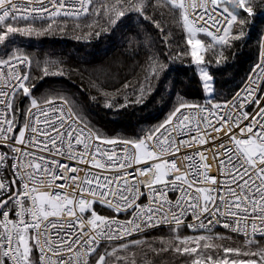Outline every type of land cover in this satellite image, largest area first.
Listing matches in <instances>:
<instances>
[{
    "label": "snow or ice",
    "instance_id": "obj_1",
    "mask_svg": "<svg viewBox=\"0 0 264 264\" xmlns=\"http://www.w3.org/2000/svg\"><path fill=\"white\" fill-rule=\"evenodd\" d=\"M168 2L182 10L183 26L191 36L206 33L224 48L245 35L243 30L232 33L236 17L220 7L217 0ZM100 7L102 12L93 11L91 15L107 16L110 26L129 12L145 14L143 0H108ZM90 8H97L93 0H73L72 4L67 0H0V44L11 34L44 35L57 17L88 15ZM244 11L250 16L252 7ZM40 20L47 21L46 29L33 27ZM187 44L195 64L205 65L202 41L188 39ZM219 55L223 58L222 52ZM30 63L27 55L17 51L0 58V82L6 81L0 87V145H8L14 153L11 157L0 155V166L12 161L11 177L0 180V264H38L32 255L34 248L42 264H88L86 257L90 254H96L95 264H125L124 258L116 255L117 249L97 253L98 238L122 239L159 223L179 228L188 215L195 221L187 225L189 228L210 231V225H221L245 236L243 245L224 246L223 258L215 259L214 252L202 253L204 259L194 255L199 242L211 237H176L178 243L172 250L193 256L191 264H264V243L255 239L257 235L264 238V52L245 86L231 101L210 103L207 108L181 102L164 123L135 140L93 134L67 102L37 104L31 98L34 77L28 75ZM163 71L162 63H150L145 83L133 88L135 99L125 95L124 102L115 107L143 103L152 90V81ZM202 74L211 91V75L206 71ZM42 75L64 72L44 68ZM127 86L126 82L124 87ZM21 94L30 97L31 108L26 119L17 120L13 98ZM105 106L114 107L110 102ZM17 145H31L35 151H22ZM204 145L211 147L201 150ZM182 150L185 151L180 155ZM57 156L116 171L114 175H103L79 169L55 159ZM165 156L174 159H162ZM142 163L147 166L132 167ZM213 164L218 165L217 171L223 177L219 181L209 175ZM81 171L83 177L79 175ZM142 177L148 179L141 180ZM141 184L148 189L149 199L143 206L137 203L144 195ZM169 192L177 193L174 202ZM26 200L31 201V207H24ZM94 203L107 204L118 213L133 209V218L126 222L107 220L97 215ZM14 208L16 220H11L9 213ZM86 213H90L89 219H85ZM26 214L30 215L28 221ZM190 243L196 246L189 247ZM131 244L139 245L140 241ZM128 248L129 243L120 245L121 250ZM204 248L211 249L212 244L206 242ZM152 251L159 254L169 248L162 246Z\"/></svg>",
    "mask_w": 264,
    "mask_h": 264
},
{
    "label": "trees",
    "instance_id": "obj_2",
    "mask_svg": "<svg viewBox=\"0 0 264 264\" xmlns=\"http://www.w3.org/2000/svg\"><path fill=\"white\" fill-rule=\"evenodd\" d=\"M93 2L97 8H90L88 15L57 17L44 35L11 34L0 44V58L14 51L29 57V76L34 77L31 79L33 97L42 98L41 102L65 97L75 115L96 135L132 140L140 139L164 123L181 102L205 104L208 101L187 44L189 37L180 10L171 7L168 0H143L144 15L129 12L110 26L107 16L91 15L93 11L102 12L100 5L108 0ZM226 7L236 17L232 33L243 30L245 35L231 41V47L224 48L212 43L209 37H203L208 46L205 65L213 81L216 102L229 100L244 83L259 60L264 36V3L261 0H243L240 6L227 1ZM247 7H252L250 16L244 11ZM33 27L44 30L47 21H37ZM97 31L100 32L98 36ZM221 52L223 58L219 55ZM150 63H162L164 71L152 81V90L143 103L115 107L124 102L125 95L130 100L135 99L133 88L145 83ZM44 68L49 72L62 70L64 75L43 76ZM126 82L128 86L124 87ZM26 101L23 94L19 99L14 97L17 120L25 117ZM105 102L113 103L114 107H106ZM208 233L182 228L154 230L130 240L140 241V244L130 243L128 249H118L116 255L123 257L125 264H191L193 256L172 250L178 243L176 237H211L208 241H200L198 252L194 254L202 259L205 258L202 253L211 252L215 253L214 259L223 258L224 246L240 247L245 241L218 231ZM255 239L264 243V238ZM206 242L212 244L211 249L204 248ZM162 246L169 251L159 254L152 251ZM188 246L196 245L190 243ZM94 255L90 264L94 262Z\"/></svg>",
    "mask_w": 264,
    "mask_h": 264
},
{
    "label": "built area",
    "instance_id": "obj_3",
    "mask_svg": "<svg viewBox=\"0 0 264 264\" xmlns=\"http://www.w3.org/2000/svg\"><path fill=\"white\" fill-rule=\"evenodd\" d=\"M227 1H230V0H217V3H218V5L220 7L226 9V2ZM199 2L200 3H204V0H199ZM67 3L68 4H72L73 3V0H67ZM180 11H181V14L183 16L182 10H180ZM61 16H63V15H61ZM81 16H84V15H81ZM81 16H79V17H81ZM262 52H264V36H263L262 42H261L259 58H260ZM255 66H254V68H255ZM254 68L251 71V73L249 74V76L246 78V80L244 81V83L240 86V88L227 101H231L232 98L245 86V84L247 83L248 78L250 77V75L254 71ZM28 75H29V69H28ZM5 83H6V81L0 82V87H4V84ZM213 99H214V97L211 95V96H209L208 101L205 104H193V105L207 108V107H209V104L210 103H213V104L214 103H224V102H216V101L213 102ZM13 100H14V98H13ZM52 101H55L57 103L65 102L63 100H52ZM227 101H225V102H227ZM48 102H43V103H38V104L41 105V106H47ZM67 106L70 108V106L68 104H67ZM72 112H73V110H72ZM73 114L75 115L74 112H73ZM192 115L195 116L196 114L195 113H192ZM27 117H28V113L26 114L25 119ZM76 118L78 120H80L77 116H76ZM82 123H84V122H82ZM87 128L90 129L93 134H95V132L89 126H87ZM147 133H145V134H147ZM12 135L15 136L16 133L14 132ZM221 135H223V134H221ZM216 143H219V141H216ZM17 147H19L22 151H35V149H33L31 145H27V146L26 145H17ZM209 147H211V145L201 146V150H203V148H209ZM195 150L196 149H188L186 151L191 152V151H195ZM184 151L185 150H182V152L180 153V155H183ZM5 153L9 157H11L14 154L12 148L8 147V145H0V155L5 154ZM43 154L45 156H48L49 155L48 153H43ZM55 159L61 161L62 163H66L69 166H76L79 169L90 170V171H93V172L101 173L103 175H114L115 174V171H116V169H112V170H108V171L101 170V169H96L94 167H90L88 164L80 163L77 160H68L66 157L57 156V157H55ZM162 159L171 160V159H174V157H172V156H165V157H162ZM209 161L211 162V156H209ZM18 162H19V160H18ZM148 163L151 164V163H154V162L153 161H149ZM11 165H12V161H11V159H9L7 165L0 166V180H3L5 177H11V174H12L11 173ZM146 166H147L146 164H143L142 163V164H139V165H135L134 164L132 167L133 168H142V167H146ZM217 167H218V165L213 164V168L209 172V175L216 177L217 180L219 181L223 177L217 171ZM127 171L128 172H131V168L127 169ZM69 175H73V174L72 173H69ZM79 175L81 177H83L84 176V171H81L79 173ZM168 178L171 179V176H169ZM140 179L141 180H147L148 177H142ZM54 183H57V184L58 183H63V181H55ZM17 187H19V184H17ZM53 191H56V189L53 188ZM68 191H71V188H69ZM140 192L141 193H144V195H141L139 197V199L137 200V203L138 204H141L142 206L148 204L149 203V199H148V195H147L148 189L143 184L140 185ZM77 195H79V193H77ZM168 197H169L170 200H172L174 202L175 199L177 198V193L169 192L168 193ZM112 203L115 204L116 203V200L113 199L112 200ZM24 207L25 208L31 207V201L30 200H26L24 202ZM93 209L96 211L97 215L102 216V217H104L107 220L115 219V220H119L121 222H126V221H128V220H130V219L133 218V209H129L128 211H120L118 213V212L115 211L114 208H109L107 206V204L100 205V204H97V203H94L93 204ZM15 211H16V209L14 208L13 211L9 213V219L16 220V217L14 215V212ZM89 218H90V213H86L85 214V219H89ZM0 219H2V217H0ZM29 219H30V215L29 214H26L25 215V221H28ZM192 223H195V221H194V219H193V217L191 215H188V216H186L184 218V220L182 222V225L179 228L186 229V230L191 231V232H215V231H218V232L224 233L226 235H229V236H232V237H236V238L245 240V236L242 233L230 232L228 229H224L221 225H210L209 226L210 227V231H209L206 228L192 229V228L187 227V225L192 224ZM205 223H207V222H205ZM172 228H175L174 224H172V223H167V224H165V223H159L158 226H153V227L146 228L142 232L133 231L131 235H126L122 239L106 240V239L98 238L99 239V242H98L96 251H98L99 249L108 248L109 246H112V245H116V244H121V243H124V242H128V241H130L132 239H135V238H138L140 236H143L144 234L149 233V232L154 231V230H159V229H172ZM258 237H260V236L257 235L255 238H258ZM34 251H35L36 256H37V262H38V264H42V262H40V253H39V251L36 248H34ZM92 256H93V254H90V255H88L86 257L88 264L91 263Z\"/></svg>",
    "mask_w": 264,
    "mask_h": 264
},
{
    "label": "rangeland",
    "instance_id": "obj_4",
    "mask_svg": "<svg viewBox=\"0 0 264 264\" xmlns=\"http://www.w3.org/2000/svg\"><path fill=\"white\" fill-rule=\"evenodd\" d=\"M230 2L232 3V4H239V6L241 5V0H230ZM226 10L228 11V13L230 14V15H232L230 12H229V10H228V8L226 7ZM182 15V14H181ZM182 19H183V16H182ZM185 32H186V34H187V36L189 37V39H200L201 41H202V43H203V45H204V49H203V51L201 52V54L204 56V54L206 53V50L208 49V46H206V44L204 43V40H203V37H206L207 36V34L206 33H200V32H197L194 36H191V35H189L188 33H187V29L185 28ZM207 37H209V36H207ZM206 37V38H207ZM209 39H211V37H209ZM212 40V39H211ZM210 40V41H211ZM212 43H214V44H216L214 41L212 42ZM197 67H198V73H199V75H200V77H201V79H202V81H203V74H202V72L203 71H206L207 73H209L208 72V70H207V67L205 66V65H197ZM203 85H204V87H205V89H206V93L208 94V98H209V96H213V91H214V88H213V81H212V79H211V85H212V88H211V91H209L207 88H206V86H205V82L203 81ZM22 96V94L21 95H19L18 96V99L20 98ZM26 98H27V101H26V104H25V106H24V113H25V117H26V114L28 113V110L31 108V101H30V97L29 96H25ZM214 97V96H213ZM16 98V97H15ZM31 98H34V99H36V101H37V104L38 103H43V102H48V101H52V100H63V101H65V102H67V104L69 105V102H68V100L67 99H65V97H54V98H47L48 100H45V101H40V99H42V98H35V97H33L32 96V94H31ZM215 100L213 99V102H214ZM70 106V108H71V105H69ZM24 117V118H25ZM83 122V121H82ZM85 124H86V122H85ZM87 125V124H86ZM88 126V125H87ZM90 127V126H89ZM91 128V127H90ZM211 233V232H210ZM210 233H208V234H210ZM208 234H204V235H208ZM131 242H133V241H128V242H124V243H129V245H131L130 243ZM124 243H121V244H124ZM121 244H118L117 246H115V245H112V246H109L108 248H104V249H102V251L100 250V252H98L99 254H104V252L105 251H108V252H111L113 249H120V246L119 245H121ZM32 255H33V257L35 258V260L37 261V256H36V253H35V251H34V249H33V253H32ZM96 255V254H95ZM95 255H94V262H93V264H95Z\"/></svg>",
    "mask_w": 264,
    "mask_h": 264
}]
</instances>
